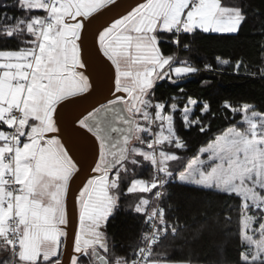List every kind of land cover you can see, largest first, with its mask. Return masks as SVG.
<instances>
[{
    "label": "snow or ice",
    "instance_id": "obj_1",
    "mask_svg": "<svg viewBox=\"0 0 264 264\" xmlns=\"http://www.w3.org/2000/svg\"><path fill=\"white\" fill-rule=\"evenodd\" d=\"M116 4L13 0L15 13L0 12V41L18 44L0 48V264H193L157 251L178 232L164 206L174 178L238 198L236 264H264V111L225 101L222 107L233 122L188 158L177 114L184 130L207 134V118L216 113L207 101L164 100L155 93L162 81L178 85L214 70L165 54L162 45L180 46L185 34L198 30L238 33L247 13L243 5L226 6L222 0H142L97 30L98 52L115 77L106 102L74 122L92 138L95 159L93 175L76 198L79 227L70 239L69 185L81 168L59 138V110L93 89L81 56L83 33ZM240 67L237 61L235 69ZM130 195L136 201L129 207L145 227L131 252L120 255L107 226Z\"/></svg>",
    "mask_w": 264,
    "mask_h": 264
},
{
    "label": "trees",
    "instance_id": "obj_2",
    "mask_svg": "<svg viewBox=\"0 0 264 264\" xmlns=\"http://www.w3.org/2000/svg\"><path fill=\"white\" fill-rule=\"evenodd\" d=\"M13 0H0V12H16L10 7ZM226 6L243 5L246 22L238 33H204L185 34L181 45L163 43L165 54L175 53L178 60L187 59L203 69L210 64L213 71H204L190 76L172 85L162 81L155 89L158 98L168 100L172 96H191L211 104L215 117H208L210 130L202 134L196 129L184 130L179 114L177 128L184 138L187 148L184 155L191 158L199 148L205 146L215 135L221 133L233 122V117L223 109L225 101L232 105L247 102L264 111V0H222ZM188 48L184 49L183 45ZM17 41H0V48H15ZM221 60L229 61L221 64ZM237 61L241 62L239 71L235 69ZM182 88L183 93L179 92ZM181 105L185 102L179 101ZM237 115L235 120H239ZM150 168L141 173L147 177ZM136 201L134 195L121 201L114 217L107 226L110 244L117 254L131 252L144 230L142 218L129 207ZM239 199L224 197L212 191L183 184L173 179L167 187L164 201L170 223L177 225V234L169 235L162 241L157 251H162L175 261H192L193 264H236L240 251L239 243ZM231 217V222L227 217Z\"/></svg>",
    "mask_w": 264,
    "mask_h": 264
},
{
    "label": "water",
    "instance_id": "obj_3",
    "mask_svg": "<svg viewBox=\"0 0 264 264\" xmlns=\"http://www.w3.org/2000/svg\"><path fill=\"white\" fill-rule=\"evenodd\" d=\"M142 0H117L116 6L111 10H106L97 19L93 20L83 33V46L81 50L82 59L87 62L86 74L89 75L90 80L93 83V89L89 94L84 97L74 98L71 102H65L59 110V124L60 128H69L75 132V135H87L83 130L78 129L75 126V120L86 110H90L93 106L104 102L111 96L110 89L114 83V67L104 59L98 52V46L95 42V36L97 30L103 25H106L113 18H118L121 14H126L132 7L136 6ZM95 62H100L102 68L99 70L95 67ZM76 135V136H77ZM60 136V135H59ZM66 143H68L67 137H62ZM81 171L73 178L69 185V194L67 198L68 214H69V237H74L78 222V212L76 198L78 192L90 178L93 173L87 168V166H80ZM68 252H71L69 247Z\"/></svg>",
    "mask_w": 264,
    "mask_h": 264
},
{
    "label": "crops",
    "instance_id": "obj_4",
    "mask_svg": "<svg viewBox=\"0 0 264 264\" xmlns=\"http://www.w3.org/2000/svg\"><path fill=\"white\" fill-rule=\"evenodd\" d=\"M59 135L61 142L65 143L66 146L71 149V154L79 162V167L82 165L87 166L91 171V168L94 167L95 159L92 138H90L88 134L85 136H78L76 134V136L75 132L69 128L61 129ZM62 137H67L68 143H66Z\"/></svg>",
    "mask_w": 264,
    "mask_h": 264
},
{
    "label": "bare ground",
    "instance_id": "obj_5",
    "mask_svg": "<svg viewBox=\"0 0 264 264\" xmlns=\"http://www.w3.org/2000/svg\"><path fill=\"white\" fill-rule=\"evenodd\" d=\"M95 67L99 70V68H102V65L100 62H95Z\"/></svg>",
    "mask_w": 264,
    "mask_h": 264
},
{
    "label": "rangeland",
    "instance_id": "obj_6",
    "mask_svg": "<svg viewBox=\"0 0 264 264\" xmlns=\"http://www.w3.org/2000/svg\"><path fill=\"white\" fill-rule=\"evenodd\" d=\"M114 71H115V69H114ZM114 75H115V74H114ZM114 77H115V76H114ZM219 134H220V133H219ZM177 180H178V179H177ZM178 181H179V180H178ZM86 182H87V180H86ZM86 182H85V183H86ZM85 183H84V184H85ZM82 187H83V186H82ZM81 189H82V188H81ZM78 195H79V194H78ZM77 212H78V210H77ZM77 219H78L77 226L79 227V217H77ZM76 228H77V227H76ZM77 229H78V228H77ZM77 229H76V230H77Z\"/></svg>",
    "mask_w": 264,
    "mask_h": 264
},
{
    "label": "flooded vegetation",
    "instance_id": "obj_7",
    "mask_svg": "<svg viewBox=\"0 0 264 264\" xmlns=\"http://www.w3.org/2000/svg\"><path fill=\"white\" fill-rule=\"evenodd\" d=\"M104 102H106V100H105ZM104 102H102V103H104ZM99 104H101V103H99ZM99 104H98V105H99ZM98 105H96V106H98ZM77 228H78V226H77Z\"/></svg>",
    "mask_w": 264,
    "mask_h": 264
}]
</instances>
